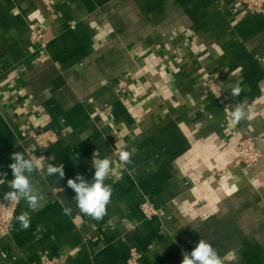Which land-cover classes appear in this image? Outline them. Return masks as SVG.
Returning <instances> with one entry per match:
<instances>
[{
  "label": "crops",
  "instance_id": "0c3cea01",
  "mask_svg": "<svg viewBox=\"0 0 264 264\" xmlns=\"http://www.w3.org/2000/svg\"><path fill=\"white\" fill-rule=\"evenodd\" d=\"M35 23L45 44L29 40ZM213 71L219 96L206 84ZM240 104L251 119L232 125ZM42 131L57 140L39 145ZM246 136L263 151L251 167L234 164ZM125 145L135 150L127 168ZM95 151L112 161L100 220L67 186L77 174L91 181ZM15 152L41 162L43 198L35 211L18 202L0 264H128L134 247L138 264H181L200 238L238 257L225 264H264V11L236 0H55L49 12L41 0H0V203ZM47 164H63L64 178ZM145 199L158 216H143Z\"/></svg>",
  "mask_w": 264,
  "mask_h": 264
},
{
  "label": "clouds",
  "instance_id": "9594fccd",
  "mask_svg": "<svg viewBox=\"0 0 264 264\" xmlns=\"http://www.w3.org/2000/svg\"><path fill=\"white\" fill-rule=\"evenodd\" d=\"M241 89L237 87L234 95H239ZM251 119V116L245 109L244 104L237 105L231 112L230 124L236 125L242 120ZM134 149L128 150L127 146H122L119 152V161L121 165L127 168L132 164V155ZM97 155L93 153L92 168L94 175L91 181L82 174H77L75 178L67 180V186L75 192L74 200L77 208L83 214L94 219L100 220L106 214L107 205L110 202L113 188L111 184L106 183L112 174V161L110 157L94 158ZM79 158V157H78ZM12 163V179L8 181V187L11 191L4 193L3 198L8 201H25L32 211L38 207V201L42 195L36 185L33 183V173L41 168V162L31 156H26L24 152H15L10 156ZM47 175H59L60 180L64 178V165H44ZM3 183V181H0ZM63 191V189H61ZM65 214H70L71 209L65 208ZM16 222L22 230L30 227V219L27 215L21 214L16 217ZM181 264H225V260L236 261L238 257L234 253H228L226 257L219 255L218 250L211 242L205 239H199L191 252L182 253Z\"/></svg>",
  "mask_w": 264,
  "mask_h": 264
},
{
  "label": "built area",
  "instance_id": "2783aa9c",
  "mask_svg": "<svg viewBox=\"0 0 264 264\" xmlns=\"http://www.w3.org/2000/svg\"><path fill=\"white\" fill-rule=\"evenodd\" d=\"M44 7L49 12L55 11V0H41ZM241 3L249 12H263L264 0H236ZM45 25L42 23H35L30 27L29 40L31 43L45 44L46 42ZM221 76L220 71H213L208 75L207 86L210 91L219 96L222 90L218 84V79ZM119 86L125 90L126 81L120 80ZM36 141L41 146H47L57 140V135L52 131H42L34 134ZM236 159L234 164L243 167H251L256 165L263 158V151L257 146L255 139L252 136H246L239 140L235 147ZM18 202L4 200L0 203V237L5 236L11 229L12 222L15 217ZM140 210L146 219H152L159 215L160 211L155 204L145 199L140 203ZM139 251L136 247L130 250L128 264H138Z\"/></svg>",
  "mask_w": 264,
  "mask_h": 264
},
{
  "label": "water",
  "instance_id": "95a60500",
  "mask_svg": "<svg viewBox=\"0 0 264 264\" xmlns=\"http://www.w3.org/2000/svg\"><path fill=\"white\" fill-rule=\"evenodd\" d=\"M263 160V159H262Z\"/></svg>",
  "mask_w": 264,
  "mask_h": 264
}]
</instances>
